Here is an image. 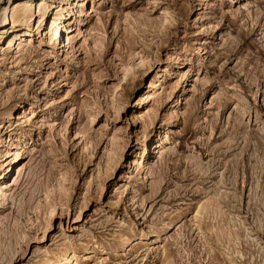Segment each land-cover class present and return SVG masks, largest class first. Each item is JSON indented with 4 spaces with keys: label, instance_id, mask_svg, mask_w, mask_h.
Returning a JSON list of instances; mask_svg holds the SVG:
<instances>
[{
    "label": "rangeland",
    "instance_id": "obj_1",
    "mask_svg": "<svg viewBox=\"0 0 264 264\" xmlns=\"http://www.w3.org/2000/svg\"><path fill=\"white\" fill-rule=\"evenodd\" d=\"M40 3L0 42V264H264V0Z\"/></svg>",
    "mask_w": 264,
    "mask_h": 264
},
{
    "label": "bare ground",
    "instance_id": "obj_2",
    "mask_svg": "<svg viewBox=\"0 0 264 264\" xmlns=\"http://www.w3.org/2000/svg\"><path fill=\"white\" fill-rule=\"evenodd\" d=\"M4 2L6 4L0 7V42L5 40V43L7 42V45L5 46L6 49L4 50H10L13 46V41L16 40L21 33H24V35H26L27 29L25 28L29 27L30 21L34 17L36 9H37V13H40L42 11V4L40 3V0H6ZM10 23L12 24L11 26L12 28L10 27ZM59 26L60 24L57 23L56 19H54L49 27L51 35L53 36V38L55 37L57 41L58 39H60V33H61ZM149 86L150 88H156L157 85L156 83L152 82L150 83ZM152 98H153V93L149 91L148 93H145L144 95L140 96L137 104L143 105L145 102L152 100ZM14 158H15V153H14ZM0 178L1 179L4 178V176H2V173L0 174ZM43 264H75V263L72 257L70 258L65 253H63L56 256L55 258L54 257L48 258L47 260L44 261Z\"/></svg>",
    "mask_w": 264,
    "mask_h": 264
}]
</instances>
